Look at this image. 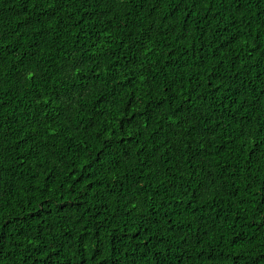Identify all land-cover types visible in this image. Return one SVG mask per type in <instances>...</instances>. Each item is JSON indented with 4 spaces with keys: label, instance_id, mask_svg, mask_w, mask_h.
Wrapping results in <instances>:
<instances>
[{
    "label": "trees",
    "instance_id": "obj_1",
    "mask_svg": "<svg viewBox=\"0 0 264 264\" xmlns=\"http://www.w3.org/2000/svg\"><path fill=\"white\" fill-rule=\"evenodd\" d=\"M0 264H264V0H0Z\"/></svg>",
    "mask_w": 264,
    "mask_h": 264
}]
</instances>
